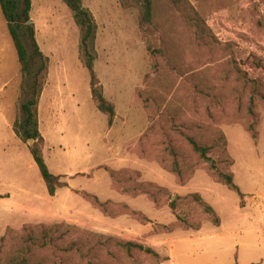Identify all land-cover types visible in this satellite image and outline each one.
I'll use <instances>...</instances> for the list:
<instances>
[{"label":"rangeland","instance_id":"374dc122","mask_svg":"<svg viewBox=\"0 0 264 264\" xmlns=\"http://www.w3.org/2000/svg\"><path fill=\"white\" fill-rule=\"evenodd\" d=\"M154 1L153 24L142 28L140 0H83L97 24L95 70L105 97L116 107V119L109 126L91 98L89 72L81 59L82 34L73 13L62 0H33L36 39L49 58L46 84L50 73H67L80 102L75 117L88 121L84 133L103 135L107 126L109 139H140L136 150L141 171L148 161L149 168L160 166L170 174L176 167L192 188L196 172L218 181L217 173H232L235 159L239 181L246 175L244 161L255 165V175L264 181V0H189L202 21L198 29L171 0ZM26 46L32 53L29 43ZM31 83V76L21 74L0 7V101L11 99L18 118ZM189 139L209 148L207 160L194 152ZM143 175L117 172L116 184L139 194ZM184 198L174 212L170 209L179 222L169 230L195 227L209 218L190 195ZM58 226L52 241H40L43 231L38 229L33 231L36 243L28 233L11 232L0 243V264L157 262L137 249L119 251L114 240H128L118 236L66 223ZM73 244L75 250H70Z\"/></svg>","mask_w":264,"mask_h":264},{"label":"crops","instance_id":"0c3cea01","mask_svg":"<svg viewBox=\"0 0 264 264\" xmlns=\"http://www.w3.org/2000/svg\"><path fill=\"white\" fill-rule=\"evenodd\" d=\"M10 100L0 101V239L8 231L29 225L66 223L145 244L167 259L160 264H264V181L260 174L255 175L256 166L249 161H244L246 175L239 181L237 161L231 155V172L243 200L204 172H196L190 183L194 187L189 188L160 166L149 168V161L141 171L142 160H138L136 150L140 139H109L107 126L103 135L84 133L88 121L75 117L80 102L67 73L58 77L50 73L39 102V130L51 173L67 184L52 197L29 147L13 130L19 114ZM43 110L47 111L45 117ZM121 171L141 172V187L153 184L165 188L172 200L199 194L217 213L220 225L207 219L192 228L159 231L176 223L175 215L168 205L158 208L147 194L136 195L128 185L117 186L115 175ZM87 195L101 203L125 205L148 221L141 222L127 213L107 215Z\"/></svg>","mask_w":264,"mask_h":264},{"label":"trees","instance_id":"16d2710c","mask_svg":"<svg viewBox=\"0 0 264 264\" xmlns=\"http://www.w3.org/2000/svg\"><path fill=\"white\" fill-rule=\"evenodd\" d=\"M140 1L142 3L140 26L143 28L149 24L150 27L154 20L155 1ZM171 1L174 6L177 7L183 14V16H185L189 24H192V26L196 28L200 27L199 22L202 21L198 17V14L195 12L189 0ZM62 2L73 13L75 23L80 28L82 34L80 43V50L82 51L81 59L83 61L84 67L89 72L92 99L97 107V110L108 117V125L112 126L116 119V107L105 97L103 85L95 70V62L97 60V53L94 48V40L97 32L95 18L92 12L84 6L83 0H62ZM32 4L33 0H0L1 11L6 20L9 35L17 52L21 74L23 77L31 76L32 78L31 92L26 93L28 96L21 104L22 117L14 122L13 130L19 139L29 147L34 161L38 166L41 176L47 186L48 192L50 196L53 197L56 195L59 189L67 187V184L62 182L61 177L55 176L51 173L44 156L45 140L39 130V102L47 81L49 58L44 55L39 47L34 25L29 24L31 20ZM26 43H29L30 47L32 48V53H29ZM38 62H40V64L35 67L36 63ZM30 140L33 141L31 146L28 145ZM189 142L192 145L194 152L197 153L202 159L207 160L209 148L200 146L192 139H189ZM173 174L177 177L179 184H185L186 181L183 179L182 172H180L176 167L173 170ZM217 178L218 182L227 185L230 189L237 192L240 197L243 196L239 187L235 184L233 173H217ZM149 186L157 189L158 192L151 190ZM138 192L147 194L158 208L168 205L172 212H174L178 202L185 199L177 197L175 200H172L171 194L167 189L159 188L153 184H149L146 189ZM134 194L138 195L136 192H134ZM190 196L203 207L205 213L209 217L208 220H210L214 225L219 226L221 220L214 209L205 203L199 194H192ZM86 197L93 201L96 208L100 209L107 215L110 214L111 216H116L119 215L117 210H124L123 213L129 214L141 222L148 221V219L141 213L132 211L125 205L115 206L110 202L101 203L98 199L92 198L88 195ZM159 198H166V203H164V201L162 199L160 200ZM177 222L179 221L177 220ZM177 222L171 224L170 226L161 227L159 231L172 232L178 228H182L181 226H177L173 230H169V227L177 225ZM60 227L61 226L58 225L25 226L20 231H8L7 234L0 239V243L11 232H17L19 233L18 235L28 233L29 237L27 238L31 237L36 243V238L33 236V231L36 229L43 231L42 237L39 239L40 241H43L47 238L52 241V233H55V231ZM29 234H31V236ZM114 242L115 247L119 251L131 253L133 249H137L144 254L156 257L157 262L155 264H160L161 262L167 260L154 249L147 248L143 244L121 240H114ZM78 247L79 246H77V252L83 254L82 250H80ZM71 249L75 250V244H73L70 250ZM115 255V253L109 254L111 258H114ZM89 264L93 263L90 262Z\"/></svg>","mask_w":264,"mask_h":264},{"label":"water","instance_id":"95a60500","mask_svg":"<svg viewBox=\"0 0 264 264\" xmlns=\"http://www.w3.org/2000/svg\"><path fill=\"white\" fill-rule=\"evenodd\" d=\"M29 24H30V25H33V20H30ZM32 144H33V141L30 140V141H29V145H32Z\"/></svg>","mask_w":264,"mask_h":264}]
</instances>
